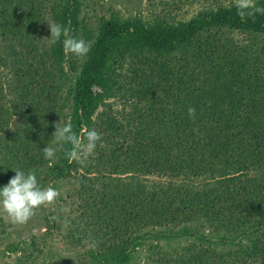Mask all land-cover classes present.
<instances>
[{
	"label": "trees",
	"instance_id": "trees-1",
	"mask_svg": "<svg viewBox=\"0 0 264 264\" xmlns=\"http://www.w3.org/2000/svg\"><path fill=\"white\" fill-rule=\"evenodd\" d=\"M172 1L171 12L184 4ZM203 1L188 19L112 15L93 29L80 17L86 0H0V188L13 168L49 163L43 148L55 147L41 185L78 182L73 194L87 219L70 220L65 238L84 249L81 264H132L136 248L160 235L196 239L186 264H264V15L242 22L234 0ZM52 22L70 26L91 51L66 55L46 38ZM184 46L195 52L155 70L157 58ZM60 120L77 134L84 125L101 134L94 160L69 163L71 146L52 144ZM49 254L33 238L4 251L18 255L15 264H50ZM159 256L152 260H169Z\"/></svg>",
	"mask_w": 264,
	"mask_h": 264
},
{
	"label": "rangeland",
	"instance_id": "rangeland-1",
	"mask_svg": "<svg viewBox=\"0 0 264 264\" xmlns=\"http://www.w3.org/2000/svg\"><path fill=\"white\" fill-rule=\"evenodd\" d=\"M174 4L172 0H86L83 8L81 9V19L84 20L85 25H88L91 28H95L97 22L101 17H105L108 19L112 15L118 17L121 22L126 20H131L138 16H145L148 18L154 17H164V16H172L178 19H188L193 15H196L200 10L204 8L203 0H194L190 2L189 0H184V4L181 6L179 10L169 11L167 5L170 6ZM165 7L166 10L162 12V8ZM172 9V7H171ZM176 14V15H175ZM230 36L238 41L237 44H244L243 33L239 31H234L230 33ZM187 51V52H186ZM195 52V48L192 46H184L183 49L174 50L173 52H165L160 56V59L157 58V64L153 65L155 70L158 69V65L162 64L167 67V69L175 68L179 66L181 58H189L190 55ZM185 53V56H183ZM155 56H149L145 59L154 60ZM130 59L124 56V62L128 64ZM181 64V63H180ZM65 70L69 72V77L72 81H74V77L70 73V69L68 66L64 67ZM2 76L6 74V72H1ZM4 73V74H3ZM10 79V76H6L5 80ZM5 84V83H4ZM4 95H6V99L9 100L10 96L6 91V86H4L3 90ZM5 99V100H6ZM112 101V100H110ZM101 109L99 108L98 111ZM114 111L120 112L122 110V105L118 101H115ZM68 111H65V114ZM68 116V115H65ZM70 116V115H69ZM95 117V116H94ZM66 121L68 118L66 117ZM17 124L15 120L9 126V133L13 130ZM96 152V151H95ZM95 152L84 161L89 162L90 160H94ZM56 161V158L53 160H49V163L43 165L40 169L37 167L34 171L36 174L38 181L43 182L45 173L47 171V167L53 164ZM82 172V170H80ZM150 181H163L161 178H149ZM205 183L203 180L197 178L194 180V185L200 187L201 184ZM78 185V182L74 179L57 181L56 185H52L54 188L59 190L60 198L58 201L49 207L41 208L36 215L24 225H18L12 223L8 220L0 210V264H15L16 257L18 255H4V251L11 245H17L22 241H28L33 238L38 245L46 244V246L50 247L51 254L46 258V262L50 264H81L83 262L80 261L81 257H83V248L78 245L77 247L72 245L65 238V230H67L70 223V220L74 221L76 226L78 224L86 222V217L82 211V209H77L79 206V202L77 198L73 194V190ZM47 186V185H44ZM55 217L53 221L51 218ZM69 224V225H68ZM50 227L51 233L46 234L47 228ZM170 228V227H169ZM55 230V231H54ZM60 230V234L54 235ZM54 232V233H52ZM162 233L164 231H161ZM175 233V232H173ZM206 236L211 237L215 235V232L205 228L203 232ZM54 235V236H53ZM175 238L168 240L164 236L160 235V239H148L146 244L143 246L137 247L135 252L132 254L133 263L132 264H158L152 260V258L157 257V255L165 257L167 263L170 264H184L182 259L185 260V264L189 262L188 255L186 252V248L192 243L198 242L193 237H183V238ZM85 242V241H84ZM151 245V247H149ZM150 248V250H149ZM224 248L225 252L227 250H232L229 244L226 246L222 244H215L213 249ZM190 248H188L189 250ZM194 250H197L194 249ZM160 257V256H159ZM49 260V261H48ZM166 263V264H167ZM162 264V263H160Z\"/></svg>",
	"mask_w": 264,
	"mask_h": 264
},
{
	"label": "clouds",
	"instance_id": "clouds-1",
	"mask_svg": "<svg viewBox=\"0 0 264 264\" xmlns=\"http://www.w3.org/2000/svg\"><path fill=\"white\" fill-rule=\"evenodd\" d=\"M234 6L242 22H247L248 18L254 20L257 14L264 15V7L258 6L255 0H234ZM48 27L51 35L46 38H50V42L53 44L62 42L66 55L84 57L91 51L90 42L75 38L70 26L52 22L48 23ZM188 116L193 120L196 118L194 107L189 106ZM51 141L52 144L71 146L64 153L69 163H83L95 152L97 143L102 142V136L97 130L89 129L86 125L82 126L80 133L77 134L70 122L61 123L60 120L55 124ZM43 154L45 159L51 161L56 158L57 149L47 145L43 148ZM13 170L15 175L6 186L0 188V210L12 223L24 225L41 208L54 205L61 194L51 185H41L36 174L32 171L25 172L15 168ZM51 219L54 221L55 217ZM88 246L94 248L95 241L90 242Z\"/></svg>",
	"mask_w": 264,
	"mask_h": 264
}]
</instances>
